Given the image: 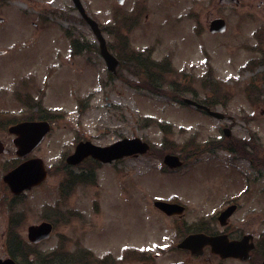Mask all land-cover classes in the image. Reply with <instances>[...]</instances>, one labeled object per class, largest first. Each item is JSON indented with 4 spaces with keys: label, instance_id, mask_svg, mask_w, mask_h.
<instances>
[{
    "label": "rangeland",
    "instance_id": "obj_1",
    "mask_svg": "<svg viewBox=\"0 0 264 264\" xmlns=\"http://www.w3.org/2000/svg\"><path fill=\"white\" fill-rule=\"evenodd\" d=\"M85 1L122 61L115 77L67 0H12L0 9V139L10 149L0 156V257L8 256V230L20 218L15 233L25 241L30 224L47 220L54 226L49 238L25 245L33 251L29 264L48 257V264H253L222 259L208 248L199 256L163 251L178 238V219L152 202L173 198L184 205V230L201 223L234 238L251 233L264 252V178L255 168L264 162L256 153L259 147L264 152V53L257 50L264 38V0L237 6L138 0L137 7L134 1ZM134 10L127 22L124 16ZM115 16L119 24L112 27ZM216 16L225 18L227 28L211 34L207 23ZM181 97L205 101L225 118L210 117ZM32 116L51 123L29 154L43 160L47 174L11 198L2 176L18 158L6 124ZM136 136L149 142V153L64 165L81 139L106 145ZM163 151L181 156L182 165L166 168L158 156ZM80 176L89 181H77ZM242 188L237 209L227 225H219L217 211ZM130 247L160 253L147 260Z\"/></svg>",
    "mask_w": 264,
    "mask_h": 264
},
{
    "label": "water",
    "instance_id": "obj_2",
    "mask_svg": "<svg viewBox=\"0 0 264 264\" xmlns=\"http://www.w3.org/2000/svg\"><path fill=\"white\" fill-rule=\"evenodd\" d=\"M80 10L99 42V53L103 57L108 70L115 72V67L119 64V61L108 51L105 39L101 35L97 23L92 18L85 15L81 8ZM222 25L223 22L220 20L213 21L211 23V31L223 29ZM184 101L194 104L218 118L223 116L221 113L212 111L207 106L199 104L193 100L184 99ZM8 130L16 135L13 139L16 146V154L25 157L37 144L40 143L44 135L50 130V125L47 121H23L10 126ZM225 132L226 134L229 133L227 130H225ZM148 148V143L137 137L130 139L122 138L106 146H98L89 141H85L79 142L76 145L74 152L70 154L66 160L68 163L76 164L84 157L91 155L99 161L110 162L113 159L120 158L124 155H137L138 153H144ZM0 150L5 151L1 146V142ZM163 162L169 167H176L181 164L179 157L173 154H165ZM45 176L46 170L43 161L40 158L35 157L21 162L8 171L4 174L3 180L7 183L9 189L13 193L18 194L23 189L30 188L31 186L40 183ZM155 204L168 214L172 212H180L183 209L182 206L162 201H157ZM233 208L234 206H231L221 213L219 216L221 224H225V219L231 213ZM51 229L52 224L48 221H43L36 225H30L27 228L28 239L34 243L39 242L49 236ZM249 238H251V235H244L240 240H229L225 234L211 236L203 233H195L185 237L179 245L181 247L189 248L192 252L199 254L202 253V247L209 244L211 250L218 253L221 257L234 256L245 260L250 257L248 251L253 249V245L248 243ZM0 264L18 263L12 258H0Z\"/></svg>",
    "mask_w": 264,
    "mask_h": 264
},
{
    "label": "flooded vegetation",
    "instance_id": "obj_3",
    "mask_svg": "<svg viewBox=\"0 0 264 264\" xmlns=\"http://www.w3.org/2000/svg\"><path fill=\"white\" fill-rule=\"evenodd\" d=\"M131 1H134L133 2V4L135 5L134 7H137V2H135V1H138V0H130V1H127V0H124V3L125 2H129V3H131ZM67 2L69 3V6H70V8H72V10H74L75 12H76V15H77V17H78V20L80 21V22H85L83 19H82V17H81V15H80V13H79V9H78V5H77V2L78 3H80V5L83 7V8H85L86 9V7H87V5H86V1L85 0H67ZM217 2H218V4H220L221 6H227V5H230V6H232V5H235V6H237V5H239L240 3H241V1L240 0H237V1H234V2H225V3H223L222 1H220V0H217ZM6 1L5 0H0V9H2L3 7H5L6 6ZM4 5V6H3ZM119 6V5H118ZM121 6V5H120ZM37 7H39V5H37ZM133 7V8H134ZM46 7H44V8H42V9H45ZM48 9V8H47ZM135 13V12H134ZM134 14H131V16L130 15H126V16H124L126 19H127V22L128 21H132L133 22V19L135 18V16H133ZM1 17V16H0ZM37 17H39L40 18V16H37ZM123 17V18H124ZM41 19V18H40ZM213 19H223L224 20V27H225V29L223 30V31H225L226 30V28H227V21L225 20V18H223V17H221V16H216V17H213V18H211L209 21H208V23H207V30L209 31V30H211V21L213 20ZM38 21V20H37ZM37 21H33L32 22V24L33 25H35V24H37L38 25V22ZM115 23H117L116 24V27L118 26V24H119V22H118V17L116 18V20H115ZM219 29V28H218ZM263 31V30H262ZM218 33H222V32H218ZM258 37L260 36V35H257ZM261 37V36H260ZM258 48L261 50V52H263L264 53V38H263V40H262V42L259 44V46H258ZM258 152L259 153H262L263 155H264V152L260 149V147L258 148ZM2 155V154H1ZM0 155V156H1ZM243 158V157H242ZM259 164H261L260 166H259ZM259 164H258V166H257V169H258V171H259V175L261 176V179H263L264 178V170H263V167H264V162L263 161H260L259 162ZM263 165V166H262ZM259 167V168H258ZM241 174H243V172L241 173ZM243 177V176H242ZM242 196H243V189H242ZM238 205V204H237ZM226 233V232H225ZM227 235L229 236V238L230 239H232V238H234V237H232L230 234H228L227 233ZM184 236H182V238H183ZM236 238V237H235ZM238 238V237H237ZM254 244H255V249H254V251L252 252V258H253V256L254 255H257L258 257H262V259H261V264H264V252L262 251V249H261V246H260V244L259 243H257L256 241H254ZM206 248H208L209 249V247L207 246H205L204 247V251L205 250H207ZM187 252V251H186ZM257 260H255V263L254 262H252V259H251V261H249V262H251V263H253V264H258V262H256ZM245 262V261H244Z\"/></svg>",
    "mask_w": 264,
    "mask_h": 264
},
{
    "label": "trees",
    "instance_id": "obj_4",
    "mask_svg": "<svg viewBox=\"0 0 264 264\" xmlns=\"http://www.w3.org/2000/svg\"><path fill=\"white\" fill-rule=\"evenodd\" d=\"M111 47V46H110ZM143 60H145V59H143ZM159 66H161V68H164V66L162 65V63H160V65ZM147 67V68H146ZM145 67V69L147 70L148 68H150L149 67V65L148 66H146ZM207 103V102H206ZM36 117H34V116H32L30 119H35ZM37 118H39V117H37ZM247 144H249V143H247ZM251 144V143H250ZM249 144V145H250ZM163 153H164V151L163 152H160L159 153V157H161L162 155H163ZM88 172H90V173H92V171H88ZM85 178H86V181H89L88 179V177H82V176H80L77 180H79V181H85ZM88 178V179H87ZM72 180H73V178H71V177H69L68 178V180H67V182L66 183H69V185H71V183H72ZM65 183V184H66ZM15 197H17V196H15ZM19 219L20 218H18V219H16V221H15V219L14 220H11V221H15L16 223H18L19 222ZM22 219V218H21ZM16 223H14L13 225H10V227H9V230H8V235L10 234L11 235V238L10 239H8L9 240V253L13 256V257H16V258H21L20 257V251H22V259H21V262L23 263V264H29V261H26V260H28V255L30 254V253H32L33 251L30 249V247L29 248H27L26 246H27V243H26V241L24 240V239H22L18 234H16L15 233V231H16V228H15V224ZM203 229V228H202ZM26 245V246H25ZM25 246V247H24ZM52 258L51 257H48V258H45L43 261H42V264H48V261L50 262V260H51Z\"/></svg>",
    "mask_w": 264,
    "mask_h": 264
}]
</instances>
